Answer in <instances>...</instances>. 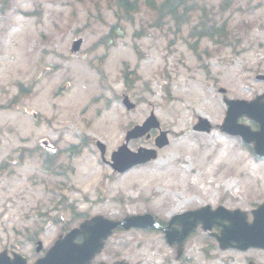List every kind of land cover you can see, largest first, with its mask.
Segmentation results:
<instances>
[{"label": "rangeland", "instance_id": "374dc122", "mask_svg": "<svg viewBox=\"0 0 264 264\" xmlns=\"http://www.w3.org/2000/svg\"><path fill=\"white\" fill-rule=\"evenodd\" d=\"M137 2L130 17L118 12L116 0H0V249L15 248L33 260L42 253L28 239L39 237L47 249L82 214L151 212L169 219L204 204L250 212L264 201V157L217 127L193 129L198 116L222 123L227 107L219 88L232 98L264 90L256 79L264 73V0H188L179 29L145 0ZM210 24L213 37L193 34ZM111 30L116 34L106 38ZM78 37L84 41L74 54ZM123 92L137 108L127 110ZM151 110L170 131V144L156 160L115 173L95 140L106 143L110 157ZM43 140L48 149L40 147ZM151 141L128 145L153 147ZM52 144L61 152L48 172L42 160L54 152ZM72 144L76 155L66 150ZM156 234L116 231L103 257L238 264V253L221 250L200 229L179 259L176 247L166 248ZM244 255L264 264L259 249Z\"/></svg>", "mask_w": 264, "mask_h": 264}, {"label": "water", "instance_id": "95a60500", "mask_svg": "<svg viewBox=\"0 0 264 264\" xmlns=\"http://www.w3.org/2000/svg\"><path fill=\"white\" fill-rule=\"evenodd\" d=\"M81 39L74 43L73 48L77 50L80 46ZM259 78H264V75H259ZM229 105L227 117L222 129L231 134H240L247 142H254L256 151L264 155V105H258L256 100L247 102L244 100H229L225 99ZM125 103L129 108L135 107L128 97L125 98ZM247 114L261 123V130L251 132L248 126L238 123V118L241 115ZM159 121L154 115L150 116L143 125H136L128 132L127 141L132 137L144 135L152 127H158ZM212 124L205 118H200V121L195 125V129L210 131ZM159 145L167 143L166 132H162L157 139ZM103 152L105 147L99 142ZM156 156L154 150L140 148L138 152H132L127 144L122 145L118 151L113 153V167L118 171H123L129 166L145 161ZM254 221L252 223L247 220V213L239 209L231 211L223 206L215 210H211L210 206L201 208L196 211H189L182 215L175 216L169 223V227L165 228L168 241L178 242L179 248L182 247L184 240L190 232L197 226L199 222L204 223V228H212L215 223H220L223 220H228L230 223L224 225L222 236H218L221 246H237L240 248H248L249 246L264 247V203L258 209L253 210ZM222 220V221H221ZM173 222H179L182 225L181 231L171 229ZM130 226H159L152 214H144L138 216H130L121 222L111 221L103 216H95L90 220L81 224L80 228L71 230L63 238L62 236L55 242L54 246L47 254L38 259L34 264H87L96 252H98L103 240L106 238L118 225ZM77 234L85 235L82 243H76L75 237ZM42 243L39 242L37 250L40 251ZM4 256L0 254V264H26V259L22 255L16 254L12 262H5ZM116 264H125L118 262Z\"/></svg>", "mask_w": 264, "mask_h": 264}, {"label": "trees", "instance_id": "16d2710c", "mask_svg": "<svg viewBox=\"0 0 264 264\" xmlns=\"http://www.w3.org/2000/svg\"><path fill=\"white\" fill-rule=\"evenodd\" d=\"M148 7L159 13V18H164L165 16H171L176 21L177 28H180L182 23L186 21V16H188L187 2L188 0H145ZM116 5L119 8L118 12L125 13L130 17L133 16V12L138 9L137 0H116ZM214 25L210 24L208 26H203L199 32V38L204 36L213 37ZM220 30L221 27H220ZM114 35V30H111L109 36ZM106 37V36H105ZM137 48V46H135Z\"/></svg>", "mask_w": 264, "mask_h": 264}, {"label": "flooded vegetation", "instance_id": "af4514ba", "mask_svg": "<svg viewBox=\"0 0 264 264\" xmlns=\"http://www.w3.org/2000/svg\"><path fill=\"white\" fill-rule=\"evenodd\" d=\"M264 83V80L261 81ZM264 92V90H263ZM252 127L254 129L258 128V124L255 122V121H250ZM232 251H235L236 253H238V257L236 258V262L238 264H250V261L253 259L252 256H245L244 253H246L248 250H237V249H231ZM234 264H236L234 261H233ZM258 264V263H257ZM260 264V263H259Z\"/></svg>", "mask_w": 264, "mask_h": 264}]
</instances>
